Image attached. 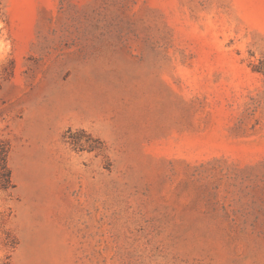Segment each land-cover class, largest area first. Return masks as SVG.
I'll list each match as a JSON object with an SVG mask.
<instances>
[{"label":"rangeland","instance_id":"obj_1","mask_svg":"<svg viewBox=\"0 0 264 264\" xmlns=\"http://www.w3.org/2000/svg\"><path fill=\"white\" fill-rule=\"evenodd\" d=\"M0 264H264V0H0Z\"/></svg>","mask_w":264,"mask_h":264},{"label":"trees","instance_id":"obj_2","mask_svg":"<svg viewBox=\"0 0 264 264\" xmlns=\"http://www.w3.org/2000/svg\"><path fill=\"white\" fill-rule=\"evenodd\" d=\"M8 150L0 143V186L4 189L13 187L11 169L7 161Z\"/></svg>","mask_w":264,"mask_h":264}]
</instances>
